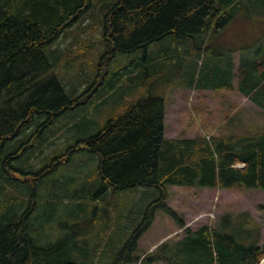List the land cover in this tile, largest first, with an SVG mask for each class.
<instances>
[{
    "label": "trees",
    "instance_id": "trees-1",
    "mask_svg": "<svg viewBox=\"0 0 264 264\" xmlns=\"http://www.w3.org/2000/svg\"><path fill=\"white\" fill-rule=\"evenodd\" d=\"M97 5L107 53L117 60L129 58L131 68L125 73L134 74V80L140 81H132L129 75L128 80L137 84L127 89L144 85L147 89L122 114L109 118L98 133L79 140L82 145L76 143L82 151L99 158L91 174L93 180L73 192L63 191L58 187L62 182H58V191L43 196L46 208L40 212L42 207L35 201L29 205L34 192H26L30 183L25 179L42 171H32L28 161L33 150L29 148L34 141L43 142L41 135L50 125L76 110L74 92L64 87L54 71L61 56L53 46ZM239 18L259 24L260 38L264 34V0H0V264H98L93 259L101 245L88 241L90 232L93 235L96 231L91 220L97 208L94 203L104 202L101 212L106 217L109 202L105 193L139 189L153 190V196H142L146 200L153 198L144 204L140 222L134 224V231L122 247L117 252L110 251L113 255L107 264H132L138 260V243L157 211L171 217L183 236L162 242L142 264L259 263L264 255V203L258 205L262 223L241 212L223 214L213 225L194 230L185 227L181 216L167 203L171 187L264 191V130L209 140L166 139L164 100L150 82L143 83L148 75L153 78L161 69L155 62L159 55L150 57L147 49L157 44L164 47L171 41L182 45L184 53L191 48L195 53L188 68L178 67L181 58L171 66L175 71H184L185 76L189 72L187 87L227 89L237 78L238 90L241 88L247 99L264 110V70L258 68H264V61L260 60L263 65L247 64L241 54L234 67L232 46L225 51L226 70L217 66L212 75L205 77L201 69L204 55L215 53L221 34ZM178 48L174 52L166 49L164 54L179 56ZM238 48L237 45L235 49ZM138 54L139 60L132 61ZM71 61L66 58L63 70L71 69ZM112 75L117 78L114 72ZM105 86L106 101L111 91L115 90L112 97L116 98L115 92L121 90L111 81ZM120 99L121 94L114 102ZM41 117L43 122L33 125ZM19 120L23 128L26 126L22 134L18 131ZM83 123L78 133H85ZM75 147H69V156L75 154ZM13 160V164L9 163ZM23 164L28 165L27 169L21 167ZM11 173L20 174L22 179ZM91 205L89 215L86 208ZM27 206L30 208L25 211L23 207ZM58 208L64 209L66 217L58 222L60 229L55 231L52 223L56 222ZM111 242L109 236L107 244ZM111 249L107 245V250ZM102 255L104 252L99 256Z\"/></svg>",
    "mask_w": 264,
    "mask_h": 264
},
{
    "label": "rangeland",
    "instance_id": "rangeland-1",
    "mask_svg": "<svg viewBox=\"0 0 264 264\" xmlns=\"http://www.w3.org/2000/svg\"><path fill=\"white\" fill-rule=\"evenodd\" d=\"M97 11L98 5L80 18L75 26H71L53 46L58 49L61 56L54 71L59 75L64 87L68 91L74 92L76 110L65 114L56 123L50 125L41 135L43 137L41 144H38L37 140L40 135L34 136L37 141L32 142V146L29 148V151L33 150L28 161L32 171H42L40 174L29 175L25 179V182L30 183V188L26 189V192L35 194L33 200H26L29 201V205L35 201L41 206L40 212L46 208L43 196H52L55 191H58V187L63 191L73 192L86 181L93 180L94 176L91 174H94L99 164V158L82 151V147L77 146L76 143L82 145L79 140L100 130L109 118L122 114L126 106L138 99L147 89L145 83L150 82V86L154 87L153 90H156V93L164 100V137L166 139H194L198 137L209 140L228 136H247L264 130V110L245 98L244 95L239 94L241 88L238 91L237 88L196 90L187 87L190 80L189 72L185 76L184 71L183 73L181 70L175 71V68L171 66L173 64L176 66V58L179 60L181 58L182 64H179L178 67L188 68V64L194 62L195 53L191 48V51L189 50L191 55L189 52L186 54L182 45H175L171 41L170 44L165 43L164 47L157 44L155 48L147 49L150 57L159 55L155 62H159L161 69L158 73L155 71L156 76L153 75V78H150L148 75V78L143 82L144 86L127 89V87L137 84L128 80L129 75L132 76V81L139 80H134V74L125 73L131 68L128 64L129 58L125 59L122 56L117 60L116 57L107 53V44L103 39V30ZM256 24L239 18L227 26V29L221 34V38L218 39L215 53L207 52L204 55V61L202 60L203 64H201L203 75L205 77H208L209 74L212 75V71L216 70L217 66L226 70L228 56L225 51L232 46L234 50L231 54H233L234 67L238 64L241 54L247 64L263 65L260 60L264 61V34L258 38L261 27ZM243 40L245 44L241 45L242 47L238 50L235 49L237 44ZM176 47H179V56L174 55L172 58L166 56L169 59L163 57L166 49L174 52ZM66 58L72 60L70 70L62 68ZM138 58L139 54L132 61L136 62L139 60ZM258 68L260 71L264 70V68ZM113 72L117 78H111ZM101 78L103 80L100 86L98 84ZM256 79L257 76L253 81ZM237 80L235 78L234 82L237 83ZM108 81L114 83L116 87H121V90L115 92L116 98L112 97L115 90L111 91L107 94L110 97L106 101L104 100V90ZM246 88L245 86L243 89ZM120 94V101L114 102ZM42 119L41 117L37 121L35 120L33 125L42 123ZM75 122L79 124L84 122L85 133L77 132L80 125H76ZM18 123L19 134H22V131L26 130V126L23 128L20 125V120ZM1 125L7 126L6 123ZM69 147H75V154L68 155ZM15 161H9V163L13 164ZM21 167L27 169L28 165L23 164ZM18 175L20 174L11 173V176L16 179L21 178ZM58 182L62 183L56 187ZM144 190L124 191L114 195L110 191L105 193L104 198L109 202L106 217L101 212L105 206L104 202L96 201L94 203L97 208L91 220L96 231L93 235L90 232L88 241L93 245L95 243L101 245L100 250L96 251L97 257L95 256L93 259L95 263L107 264L113 255L110 251L117 252L125 243L126 238L134 231L136 227L134 224L141 220L139 213L144 209V204L147 205L153 198L144 199L142 196H153L151 194L154 193V191L145 192ZM168 192L170 198L167 205L180 215L185 226L192 230L205 224L213 225L218 216L223 214L236 215L241 212L248 213L251 218L262 223V212L258 209V205L264 203V191L262 190L171 187ZM9 193L13 194L11 191ZM39 196H42V199ZM65 200L67 199L65 198ZM92 207L91 205L86 208L89 215H91ZM28 208L30 207H23L25 211H28ZM62 210L64 209L58 208L56 211L58 213L56 222L52 223L55 225V231L60 229L58 222L66 217ZM131 216H134V220L136 218L134 222ZM109 236L112 242L107 244ZM182 236L183 232L179 231L176 222L162 211H157L151 226L141 236L138 243L139 251L136 254L138 260L132 264H142L145 257L155 251L162 242L176 240ZM107 245L112 246V249L107 250ZM103 252V257L99 256ZM148 264L164 263L152 262Z\"/></svg>",
    "mask_w": 264,
    "mask_h": 264
},
{
    "label": "crops",
    "instance_id": "crops-1",
    "mask_svg": "<svg viewBox=\"0 0 264 264\" xmlns=\"http://www.w3.org/2000/svg\"><path fill=\"white\" fill-rule=\"evenodd\" d=\"M261 34V33H260ZM256 35V34H255ZM243 44H245L244 43V40L241 42V43H238L237 45L239 46V48L240 47H242L241 45H243ZM147 52V51H146ZM167 55H165V54H163V57H165V58H168V57H170V58H172L174 55H173V53H170L169 55H168V57H166ZM231 88H237V90H238V87H237V85L235 84V82H233L232 83V86L231 87H229V88H227V89H231ZM239 91V90H238ZM239 94H242V95H244L243 93H240L239 92ZM244 97L245 98H247L245 95H244ZM100 130H101V128H100ZM100 130H98L97 132H95L93 135H95L96 133H98ZM89 136H92V135H89ZM149 192L150 191H153V190H148Z\"/></svg>",
    "mask_w": 264,
    "mask_h": 264
},
{
    "label": "bare ground",
    "instance_id": "bare-ground-1",
    "mask_svg": "<svg viewBox=\"0 0 264 264\" xmlns=\"http://www.w3.org/2000/svg\"><path fill=\"white\" fill-rule=\"evenodd\" d=\"M238 167L240 168V169H243L244 168V166L243 165H238Z\"/></svg>",
    "mask_w": 264,
    "mask_h": 264
},
{
    "label": "built area",
    "instance_id": "built-area-1",
    "mask_svg": "<svg viewBox=\"0 0 264 264\" xmlns=\"http://www.w3.org/2000/svg\"><path fill=\"white\" fill-rule=\"evenodd\" d=\"M260 264H264V260H262Z\"/></svg>",
    "mask_w": 264,
    "mask_h": 264
}]
</instances>
